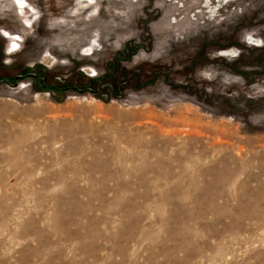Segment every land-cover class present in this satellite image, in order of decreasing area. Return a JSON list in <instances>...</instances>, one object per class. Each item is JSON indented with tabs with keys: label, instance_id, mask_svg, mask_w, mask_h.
<instances>
[{
	"label": "rangeland",
	"instance_id": "374dc122",
	"mask_svg": "<svg viewBox=\"0 0 264 264\" xmlns=\"http://www.w3.org/2000/svg\"><path fill=\"white\" fill-rule=\"evenodd\" d=\"M182 1L0 0V264H264V0Z\"/></svg>",
	"mask_w": 264,
	"mask_h": 264
},
{
	"label": "bare ground",
	"instance_id": "6f19581e",
	"mask_svg": "<svg viewBox=\"0 0 264 264\" xmlns=\"http://www.w3.org/2000/svg\"><path fill=\"white\" fill-rule=\"evenodd\" d=\"M21 1L24 2V0H21ZM232 1L233 0H202L198 8L193 9L188 15L190 19L192 20H197L199 18L214 20L218 16L221 9L227 4L231 3ZM172 2L178 5L179 7L183 6L182 0H172ZM26 7H27L26 4L22 6L23 9ZM177 20L178 19H174V21H177ZM252 40L254 41L255 39H252ZM252 40H251V43H252ZM93 49L95 48L91 46L90 44V48H88L86 53H90Z\"/></svg>",
	"mask_w": 264,
	"mask_h": 264
},
{
	"label": "water",
	"instance_id": "95a60500",
	"mask_svg": "<svg viewBox=\"0 0 264 264\" xmlns=\"http://www.w3.org/2000/svg\"><path fill=\"white\" fill-rule=\"evenodd\" d=\"M37 75L34 73H27L25 75H16L13 79V82H10L8 79L6 78H0V80H3L5 82H7L8 84H10L11 86H17L18 85V81L19 80H23L26 79L28 77H36ZM89 90V89H88ZM79 92H83L84 90L78 89Z\"/></svg>",
	"mask_w": 264,
	"mask_h": 264
},
{
	"label": "crops",
	"instance_id": "0c3cea01",
	"mask_svg": "<svg viewBox=\"0 0 264 264\" xmlns=\"http://www.w3.org/2000/svg\"><path fill=\"white\" fill-rule=\"evenodd\" d=\"M234 1V0H233ZM232 1V2H233ZM201 3V2H200ZM236 4V3H235ZM235 6H237V7H239V6H241V4H240V2H238ZM256 40V39H255Z\"/></svg>",
	"mask_w": 264,
	"mask_h": 264
}]
</instances>
